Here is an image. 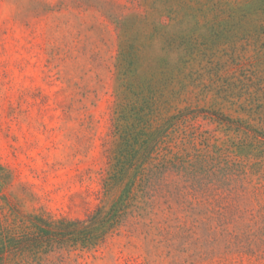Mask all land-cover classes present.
<instances>
[{"label": "rangeland", "instance_id": "obj_1", "mask_svg": "<svg viewBox=\"0 0 264 264\" xmlns=\"http://www.w3.org/2000/svg\"><path fill=\"white\" fill-rule=\"evenodd\" d=\"M175 3L0 0V222L16 232L116 199L104 179L121 104L155 88L164 118L185 109L163 130L182 167L136 187L105 242L9 264H264V33L225 25L246 10L257 30L264 0L223 1L215 26L209 4L195 25L170 18Z\"/></svg>", "mask_w": 264, "mask_h": 264}, {"label": "trees", "instance_id": "obj_2", "mask_svg": "<svg viewBox=\"0 0 264 264\" xmlns=\"http://www.w3.org/2000/svg\"><path fill=\"white\" fill-rule=\"evenodd\" d=\"M169 1L165 0L166 3ZM178 1L176 0L175 7H170V18H176L173 14L191 16L196 18L195 25L199 23L198 17L206 4H209L215 15L212 18L213 22H208L211 26H215L218 16H222L227 12L225 5L222 4L225 0H206V2L196 0L195 3L198 5L196 13L188 12L189 9L191 10L195 6L188 4L187 0ZM259 13L255 18L259 22L257 30L247 27L251 21V16L246 10L242 11L237 17L229 16L225 21V25L237 28L243 34L250 33V36L253 37L255 34L264 33V10ZM159 31L155 28L153 35ZM130 56L131 54H128L124 59L126 62L123 73L125 80L129 79L128 73L131 71L130 67L133 64V61L129 58ZM155 91L154 88L148 92V96H142V106L139 108H137L136 98L134 101L131 100L129 103L121 104L118 111L116 128L117 132L120 133V142L111 158L109 175L104 179L106 193L119 191L116 194V199H113L109 206H99L86 219L76 218L70 220L62 218L53 220L34 215L32 220L35 228L30 233L16 232L11 226L0 222V264L15 262L17 258L41 257L43 254L57 251L65 246L76 247L80 245L89 249L99 246L105 242L106 236L114 232L122 223L127 214L130 194L136 187L137 190H143L154 185L158 175L182 167L181 165L185 161L182 159V155L174 153L170 158L167 157L169 153H172V149L168 144L169 133L163 134V130L173 128L176 124L173 120L181 119L177 116L180 115L181 117L185 109H180L178 114L164 118L160 106L165 101H162V95H160V98H155L157 93ZM133 95L137 97L140 93L133 92ZM129 105L131 106L128 109ZM172 107L171 105L168 109ZM124 121L131 122V125L129 127L124 126L122 124ZM153 121L162 122H157L159 124L156 128H152V124L149 122ZM140 123L145 124L141 126ZM164 126H166L165 129ZM151 128L152 130H150ZM144 129L149 130L145 132ZM261 135H259L262 137L260 140L264 142V136ZM164 150L168 153L162 155Z\"/></svg>", "mask_w": 264, "mask_h": 264}]
</instances>
